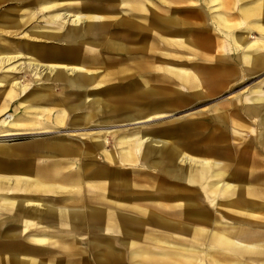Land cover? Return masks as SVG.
<instances>
[{
    "label": "bare ground",
    "instance_id": "6f19581e",
    "mask_svg": "<svg viewBox=\"0 0 264 264\" xmlns=\"http://www.w3.org/2000/svg\"><path fill=\"white\" fill-rule=\"evenodd\" d=\"M64 1L62 3H66L67 8L57 10L47 18L45 23L49 26L46 28H37L34 33L21 36L14 27L0 30V38L4 33L16 45L15 52L6 50L0 54V71L4 68L11 71L0 76L5 78L3 82L6 84L0 112L8 108L12 110L7 115L2 114L5 117L0 119V156H4L0 161V240L9 239L13 243L0 248V264H70L61 260L42 261L45 254L40 244L57 245L60 254L71 255L72 249L79 251L81 247L71 245L68 239L76 241L82 236L66 235L81 229L92 235L87 240V247L95 264L120 261L112 237L117 239V244L129 248L127 258L130 264H222L216 254L223 253L224 249L236 255L239 263L264 264V237L256 233L251 239L242 233L243 236L234 238L231 234L197 224L187 227L186 231L190 236L187 240L196 245H170L166 238L163 241L157 238V242H161L160 251H153L148 245L133 248L138 243L136 215H146L150 203L179 198L180 193L185 192V186L194 187L193 194L189 195L193 201L188 203L190 210L182 209L176 213L186 211L202 216L203 212L196 203L200 195L213 206L223 204L227 210H242L229 199L242 195L236 183L231 181L264 182V178L247 179L227 172L228 165L223 160L227 156L222 158L216 145H212L211 150L197 148L191 151L202 158L184 154V149L200 142L193 141L194 135L198 134L197 122L176 125L182 132L176 131L169 136L161 135V130H167L171 122L161 129L138 126L131 133H115L112 150L108 149L106 137L111 131L85 133L92 144L77 143L71 134L63 132L65 135H59L61 131L46 125L51 121L57 126H75L76 129L86 127L94 117L100 118L101 122L134 125L168 116L170 111L164 107L173 106L175 99L172 96L176 95L168 85L169 77L177 76L184 81L193 77L188 76L183 68L169 66L155 70L157 66L149 57L162 43L165 48L185 49H191L199 42L213 44L212 33L208 36V32L203 31L201 36L192 28L199 25V13L184 7L187 0H157L161 5L150 0H134L127 2L129 11L134 16L143 14L145 18L126 23L123 17H116L114 9L122 0ZM110 1L114 3L109 4ZM40 2H43L39 5L42 10L59 6L57 0ZM73 2L78 3L70 4ZM209 3L220 10L236 8V23L230 21V13L219 12L214 18L215 24L233 40L239 50L238 65L245 67L246 73L264 69V0H209ZM23 17L12 25L16 27L31 18L29 15ZM155 31L161 34L157 44ZM250 31L257 33L256 40L246 39ZM204 53L211 56V50ZM154 70L165 72L167 77L154 75ZM13 71L32 74L33 87L21 99L17 98L28 84L22 85L23 76L18 78ZM218 73L217 70H199L194 76L200 82L212 84L214 81L213 85L219 88L222 83L214 78ZM203 76H212V79ZM56 88H60L59 93ZM202 89L194 95H204ZM256 89L250 88L246 111L258 118L264 138V95ZM153 98L156 101L151 100ZM15 100V107H12ZM38 115L41 120L35 118ZM216 122L221 123V120ZM40 127L39 131L28 132ZM47 132H58V135L50 141L8 143L16 136ZM200 137L201 143L205 144L215 140L210 133ZM261 141L264 144V139ZM36 156H42L43 163L31 161ZM256 163L264 164L257 160ZM162 173L171 179L161 176ZM42 192L53 196L41 195ZM246 195L262 196L255 190H247ZM184 197L188 195L184 194ZM220 198L227 201L221 203ZM238 201L245 202L241 198ZM12 224L20 227L15 228ZM35 228L51 230L52 233L43 237L26 233ZM56 230L63 231L64 235L49 241ZM163 230L169 232L171 227L164 226ZM19 238L27 244L20 242L22 246H19L16 243Z\"/></svg>",
    "mask_w": 264,
    "mask_h": 264
},
{
    "label": "rangeland",
    "instance_id": "374dc122",
    "mask_svg": "<svg viewBox=\"0 0 264 264\" xmlns=\"http://www.w3.org/2000/svg\"><path fill=\"white\" fill-rule=\"evenodd\" d=\"M62 1L65 2L64 0H57L56 3H59L58 4L59 6H56L50 10H42V8H40L39 5L43 2H40V0H6V1L0 0V30L3 31L4 29H9V28L14 27L16 28L15 29L16 32L20 33L19 36H21L22 34H25V33L32 34L36 31L37 28H42V27L46 28L49 26V24H46L45 22L48 21L49 17L53 13H55L57 10L67 8L66 7L67 4L62 3ZM133 1L134 0H122V3L116 6V8H114L116 9V13H117L116 17L117 18L123 17L126 23L131 22L132 20H134V22H137V20H139L141 17H142L141 19L143 20L145 18V15L138 14L134 16L132 15V12L129 11L128 3L133 2ZM141 1L147 2L148 0H141ZM150 1H153L154 4L161 5V3H159V1L157 0H150ZM74 3H78V2H73L70 4L75 5ZM112 3L114 2L113 1L109 2V4H112ZM115 3H117V1ZM186 3L187 4L184 7H186L189 10H195V12H198L200 15V19H201V20L200 19L197 20L199 22V25L192 26V28L198 30L201 36L203 34V31L208 32V36L212 33L214 41L217 42V47L215 49L217 52L219 50L223 51V50L229 49L230 46L236 49L235 44L233 40L231 39V37L229 35H226L219 28V26L215 24V21H214L216 14L219 12H222L223 14H226V15L230 13L231 15L230 21L232 23H236L238 21V18H237L238 11L236 10V8L232 10L231 9L224 10L225 8H222L220 10V8H218L217 6L215 5L213 6L212 3L210 4L209 0H187ZM42 7H45V6L42 5ZM114 9L110 8V10L112 11ZM23 15H24L23 18H26V16L28 15L31 16V18L26 23L20 24L16 27L13 26L12 23L18 22V19H20V17ZM189 21L194 22L193 19H189ZM239 27L240 26H238V28ZM251 32L252 31H250L248 35L246 36V39L248 41H251V40L254 41L257 38V36L254 35V33L250 34ZM155 33L157 34V37H158L157 38L158 41L156 42L157 44L160 42L159 39H161V34L157 33L156 31ZM2 36L3 38L2 37L0 38L1 40L0 41V54L6 50H9V52H15L16 50L15 41H13L11 37H7L6 34L4 33H2ZM213 44L209 42H205V43L199 42V43H196V46L193 44L191 49H185V48H174V47L165 48L164 43H162L161 45H158V46L155 45L156 47L154 46L155 48L154 50H152L150 54L151 58L148 56V54L145 55L147 56L146 59L149 57V59H151L153 63L156 64L157 69L155 70H163L164 67L166 68L169 66L176 67L179 69L183 68V69H186L185 71L188 73V76L193 77V79H190L188 81L180 80L177 76L169 77L168 79L169 83L168 82L167 83L170 89L173 90L172 93L176 95L172 96V98L175 99L174 100L175 104L173 106L164 107L166 111H170L168 113V116L166 117L157 119L155 121L143 122V123L134 124V125H131L126 122L121 123V122H116V121L101 122L99 121L100 118L94 117L90 121V123L86 125V127H82L84 129H82L81 127H78L75 129L74 128L75 126L73 127L57 126L51 121L48 122L46 125L56 128V131H61L59 135L71 134L77 143L86 142V143L92 144V141L89 140V138L85 136V133L89 134V133L99 131V130H101L102 132H105V130L111 131V133L106 135V137L108 138V149L112 150L114 149L115 141L113 139H114L115 133L116 134L117 133H120V134L131 133L133 129H135L134 127L138 128V126H142V127L155 126L156 128L161 129L165 127L163 125L171 122L169 124V127H171L173 130L168 129L169 127H167V130H164V131L161 130V135L169 136V134H173V133L176 134V131H181L180 129H178V127H176V125H180L181 123L197 122L196 126H197L198 134L194 135L193 141L200 140V142L194 143L192 146H189V149H184L183 150L184 154H189V155H192L193 157L202 158L201 156H198L196 152H191V151L197 148H199L200 150L202 149L211 150L212 145H216L217 147L221 145L222 148H219V150L222 153V158L223 156H227V159L223 158L224 161L226 160L225 163L228 165L227 172H231L233 175L238 174V176L242 178H247V179L264 178V164L256 163V160L264 162V156L256 155V154L249 155V156H247V154L246 155L245 154L233 155L232 153L228 152L229 150L228 148H225V146L230 147V148L234 146V147H237V151H239L241 146L244 147L246 140L252 139L255 136V134L259 133V131L261 130V126L258 124V118L254 115L248 114L246 112L244 104H245V100L247 99L248 101V97L251 95L250 88H253V89L257 88L256 90H258L260 94L264 95V69H262V71L255 73L253 75L246 74L245 73L246 71L244 72V70H246L245 67L238 65L237 53H239V50L236 49L235 52L237 53L232 54L229 57V59H224L222 57L219 59L216 56H214L215 52H213L214 51ZM205 50H208V51L211 50V56L208 57V54L204 53ZM227 52H231V51H227ZM227 55L228 53H225L224 57H226ZM234 55H236V59L231 60V58L234 57ZM221 61L224 62L225 64H222ZM233 64H235V66L239 68L240 70H229L231 67L234 69ZM159 66H162L163 68L160 69ZM194 66L199 67V69L195 68ZM4 69L0 71V76L2 74H7L8 72L9 73L11 72V71L4 70ZM155 70L152 72L154 75H161V76L167 77L165 72L163 73L162 71H155ZM199 70H217L219 72L218 73L219 75H217L218 77H214V78L219 79L218 82L222 83L220 85L222 87L218 88L217 86H214L213 85L214 81L212 82V84H209V83H204V82H200L199 80H197L196 77L194 76V73ZM15 74L18 75L16 76L18 78L23 76V83H21L22 85L25 83L28 84V87L25 89V91L22 92V94H20L19 97L17 98V99H21L33 87V83H31L32 74H30L29 72H26V73L22 72L21 74L19 73L18 74L15 73ZM203 77L208 78L207 76H203ZM209 78L212 79V76H210ZM4 79L5 78L1 79L0 77V85H2L0 86V103L2 102V100L5 99L4 94H3L4 88L6 87V84H4L3 82ZM20 81H22V79H20ZM200 87L203 88L202 90L205 94L202 96L194 95L195 92L201 89ZM55 91L59 93L60 88H56ZM151 100L156 101V98H153ZM16 102L17 100H15L11 104L12 107H15ZM11 111L12 110H9V108L1 111L0 119L5 117V115H2V114L5 113L7 115V113ZM43 114L44 113L40 115L42 116ZM40 115L36 116L35 118H40L39 120H41L42 117H40ZM216 120H221V123H217ZM224 120L226 121L224 122ZM41 129L42 127L38 129H32L31 131L28 130V132L31 133L33 131H39ZM51 132L25 134V135L16 136L15 138L9 139L8 143L22 144L30 140H33V141L49 140L50 141V140H53V137H57L58 135V132L57 133H51ZM207 133H210V135L213 138H215L214 142L207 143V144L201 143L202 138L200 137V135L207 134ZM220 136H222L223 138H221ZM223 148L226 150H223ZM0 158H4V156H0ZM217 158L221 159L220 156H217ZM33 159L34 161L37 162V164L43 163V161H41L43 160L42 156L33 157L31 158V161H33ZM14 160H17V158ZM121 166H124V165L121 164ZM257 166L258 168H260L259 169L260 172L262 171L261 173L257 171L258 170ZM137 169L141 170L143 168H137ZM161 176L166 177L168 180L171 179V176H166L163 173L161 174ZM231 182L236 183V186L238 185L237 188L241 191L242 195L232 196L229 199L235 205H237L236 207H241L242 210H227L225 207H223V204L220 207L218 206V204L217 206H213L211 203H209V200L207 199L205 200V198L200 195L199 196L200 198L196 199L197 200L196 203H198V207L200 208L201 212H203L202 216H197L189 212L187 213L186 211L182 213H176L178 210H182V209L190 210L191 206H189L188 203H190L191 200L193 201L192 196H189V195L193 194L192 190H194V187L188 188L184 186L185 188L184 193L177 192V194L180 193V195H182L181 197L179 198L175 197L171 200H166L164 202L157 201V202L150 203L148 205L150 209H148V213L146 215H143V214L136 215L139 221V224L137 227L139 231L136 230V234H137L136 236L138 237L136 241L138 243H136L133 246V248L136 249L137 247H140L141 245H148L149 247H151L153 251H160L159 247L161 246L159 245V243L161 242H157L156 240L157 238L160 241H163V239L166 238V241L171 243L170 245H172L173 243H177L183 247H187L188 245L194 244L192 241L187 240L189 239L190 236L188 232L186 231L191 225L197 224V225H201L205 227H214L216 228V230H223V228H228V229L230 228L231 232L234 233L236 230H241V228H244L243 226L244 225L246 226L247 225L246 223H251L248 216H251L255 219L264 218V202L260 201V199L264 200V196L253 197L252 195L251 196L246 195L247 190H253V191L255 190L257 192L264 191V182L262 183L261 182L259 183V181L257 183L256 182L248 183L246 181H239V182L231 181ZM40 194L44 196H49V195L53 196V194H48L46 192H42ZM184 194L188 195V197L185 198ZM239 198L245 200V202H241V201L239 202L238 201ZM226 200L225 198H220L219 202L221 203L226 202ZM205 215L208 216L209 220ZM5 216H9V215L5 214ZM12 226L15 228L20 227L19 225H16V224H12ZM164 226L171 227V230L169 232H165L163 230ZM42 230L43 229L35 228V229H32V231L31 229L28 230V232L26 231V233H32L35 235L39 234L42 237L45 235L48 236L49 234L52 233L51 230H47V229L43 231ZM65 233H67V231H65ZM145 233H148V234H145ZM257 234L260 235L259 232ZM62 235H64L63 231H58V230L53 231V236L49 237V241H55L58 239L57 237L60 238ZM68 235L70 237L72 235L82 236V237L76 238V241H70L68 239V242L71 245L80 246L81 249L79 251H75L72 249L71 255L64 256L60 254V249H59L60 247H58L57 245L53 246V245H48L46 243H42L40 244V246L41 248L44 249L43 253L45 254V256L42 257L43 258L42 261L57 262L58 260H61V261L69 262L70 264H83L82 262H84V264H95L91 256L92 254L90 253V250L87 247L88 245L87 240H90L92 238V235L90 233H87L86 230L84 229H81L80 231L73 230L71 233H67L66 236ZM260 236L264 237V235H260ZM111 239H112V242L114 243L115 252H118L120 256V261H118L117 263L118 264H130L127 258L129 248H126L125 246L117 244V239L115 237H112ZM217 258H219V256H217ZM230 260H231V263L229 264H237V263L242 264L236 261L237 258L233 256L230 258ZM117 263H114V264H117ZM223 264H228V262L227 263L224 262Z\"/></svg>",
    "mask_w": 264,
    "mask_h": 264
},
{
    "label": "crops",
    "instance_id": "0c3cea01",
    "mask_svg": "<svg viewBox=\"0 0 264 264\" xmlns=\"http://www.w3.org/2000/svg\"><path fill=\"white\" fill-rule=\"evenodd\" d=\"M4 1H6V0H4ZM238 15V14H237ZM252 33H254V35H257V33H255V31H252L250 34H252ZM222 41V40H221ZM251 41H253V40H251ZM216 47H217V42L216 41H214V44H213V49H214V51L213 52H215L214 53V56H216L217 58H224V59H229V57L232 55V54H235V53H237V52H235V50L236 49H234L232 46H230V48L229 49H226V50H219L218 52L215 50L216 49ZM220 48V47H219ZM236 48V47H235ZM233 50V51H232ZM243 50V49H242ZM241 50V51H242ZM227 51H231V52H227ZM225 53H228V55L226 56V57H224V54ZM232 59H236V55H234V57H232L231 58V60ZM234 66V69L231 67L229 70H240L239 68H237L236 66H235V64H233ZM260 71H262V70H260ZM260 71H258V72H260ZM244 72H245V70H244ZM258 72H256V73H258ZM246 73V72H245ZM246 74H249V75H253V74H255V73H246ZM262 95V94H261ZM248 102H249V100L247 101V99L245 100V104H244V107H245V109L247 108V104H248ZM247 112V111H246ZM221 138H223L222 136H220ZM245 137V136H244ZM246 138V137H245ZM261 139H264V138H262V134H261V130L259 131V133H256L255 134V136L252 138V139H249V140H246L245 141V145H244V147H242L241 146V148L239 149V151H237V147H227V146H225V148H228L229 150H228V152H230V153H232L233 155H236V154H247V156H249V155H254V154H256V155H261V156H264V144H262V141H261ZM218 149L219 148H222V146L221 145H219V147H217ZM234 149V150H233ZM244 149V150H243ZM223 150H226V149H224L223 148ZM1 160H3V158H0V161ZM260 166V165H259ZM257 171L259 172V173H261L260 172V168H258V166H257ZM238 186V185H237ZM236 186V187H237ZM256 193H260V194H262V196H264V191H261V192H257V191H255ZM253 197L254 196H257V195H252ZM261 196V195H260ZM227 201V200H226ZM253 201V200H252ZM260 201L261 202H264V200H261L260 199ZM249 217V219H250V221H251V223H246L247 225L245 226H243L244 228H241V230H236L234 233L233 232H231V230H230V228L228 229V228H223V230H216V228H214V227H210V228H212L213 230H215V231H217V232H219V233H224V234H227V235H229L230 236V234H231V237L233 236L234 238H237V237H240V236H243V235H245V234H247V237H249V238H251L252 239V236L253 235H256V232L258 233H260V235H264V223H262V222H264V218H262V219H255V218H253V217H251V216H248ZM260 220V221H259ZM207 228H209V227H207ZM238 233V234H237ZM243 233V235H241ZM239 240H242V239H240V238H238ZM4 240H6V241H4ZM3 240V242H2V240H0V248H3V246L2 245H9V244H13L12 242H10L11 240H7V239H4ZM246 240H248V238H246ZM20 242H22V243H20ZM16 243L19 245V243L20 244H27V242L26 241H24L22 238H19V240H17L16 241ZM19 246H22V245H19ZM8 247H14V246H8ZM217 256H219V260H220V262L223 264L224 262H229V263H231V260H230V257H237L236 255H231L230 254V251L229 250H225L224 249V252L223 253H217L216 254ZM223 257V258H222ZM229 257V258H228ZM250 262L248 261V262H246V264H249ZM250 264H252V262L250 263Z\"/></svg>",
    "mask_w": 264,
    "mask_h": 264
}]
</instances>
